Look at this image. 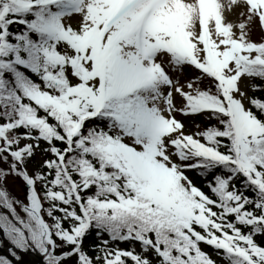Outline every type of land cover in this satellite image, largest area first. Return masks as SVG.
Returning <instances> with one entry per match:
<instances>
[{"label":"snow or ice","instance_id":"snow-or-ice-1","mask_svg":"<svg viewBox=\"0 0 264 264\" xmlns=\"http://www.w3.org/2000/svg\"><path fill=\"white\" fill-rule=\"evenodd\" d=\"M0 209V264H264V0H0Z\"/></svg>","mask_w":264,"mask_h":264},{"label":"rangeland","instance_id":"rangeland-1","mask_svg":"<svg viewBox=\"0 0 264 264\" xmlns=\"http://www.w3.org/2000/svg\"><path fill=\"white\" fill-rule=\"evenodd\" d=\"M13 192H14L15 194H17V195L19 194V193H18V187H17V186H14V187H13Z\"/></svg>","mask_w":264,"mask_h":264},{"label":"trees","instance_id":"trees-1","mask_svg":"<svg viewBox=\"0 0 264 264\" xmlns=\"http://www.w3.org/2000/svg\"><path fill=\"white\" fill-rule=\"evenodd\" d=\"M207 251L211 252V249H206Z\"/></svg>","mask_w":264,"mask_h":264}]
</instances>
